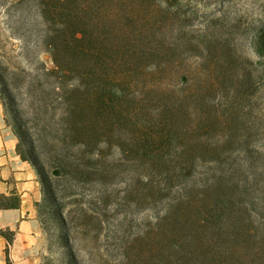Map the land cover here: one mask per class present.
Instances as JSON below:
<instances>
[{
    "label": "rangeland",
    "instance_id": "rangeland-1",
    "mask_svg": "<svg viewBox=\"0 0 264 264\" xmlns=\"http://www.w3.org/2000/svg\"><path fill=\"white\" fill-rule=\"evenodd\" d=\"M132 16L92 33L103 70L66 54L64 77L44 33L26 47L0 9V119L37 177L39 262L71 246L77 264H115L184 195L194 252L220 237L264 264V0H152Z\"/></svg>",
    "mask_w": 264,
    "mask_h": 264
},
{
    "label": "trees",
    "instance_id": "trees-1",
    "mask_svg": "<svg viewBox=\"0 0 264 264\" xmlns=\"http://www.w3.org/2000/svg\"><path fill=\"white\" fill-rule=\"evenodd\" d=\"M146 1L152 0H0V9L7 28L12 33H19L18 38L26 47L32 40V36L27 33H44L42 40L38 38L35 44L41 43L50 55L54 66L51 72L56 71L65 77L67 73L75 72L72 69L65 70L68 68L63 63L68 58L66 54L72 58L84 57L95 64L101 62L103 70L105 60L92 47V33H112L116 27L124 30L132 15L140 16ZM99 46L104 48L103 43ZM90 75L91 70L87 73V76ZM102 101L101 104L108 108L110 99ZM33 162L44 185L47 184L42 164L37 158ZM50 198L54 199V195L51 194ZM13 204L0 196V208H8ZM167 204L169 208L153 218V227L132 241L130 253H125L115 264H256L254 260L237 259L235 252H226L220 237L213 244H207L201 235L198 250L194 252L189 233L192 201L180 195L167 201ZM217 218L208 214L199 221V225L205 230L208 225L217 226L213 224ZM222 230L221 227H214L209 234L221 236ZM69 248L65 257L67 260H61V264H77L72 247ZM40 264H53V261L48 259Z\"/></svg>",
    "mask_w": 264,
    "mask_h": 264
},
{
    "label": "crops",
    "instance_id": "crops-1",
    "mask_svg": "<svg viewBox=\"0 0 264 264\" xmlns=\"http://www.w3.org/2000/svg\"><path fill=\"white\" fill-rule=\"evenodd\" d=\"M17 141L0 119V196L12 203L0 208V264H40L39 232L29 205L38 196V182L30 164L16 151Z\"/></svg>",
    "mask_w": 264,
    "mask_h": 264
}]
</instances>
